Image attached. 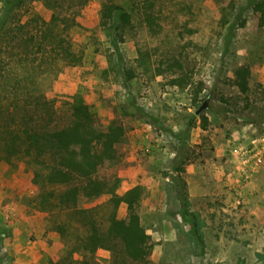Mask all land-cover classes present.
<instances>
[{
    "label": "rangeland",
    "instance_id": "1",
    "mask_svg": "<svg viewBox=\"0 0 264 264\" xmlns=\"http://www.w3.org/2000/svg\"><path fill=\"white\" fill-rule=\"evenodd\" d=\"M166 1L159 36L150 37L136 24L121 43L100 26L104 0H91L71 32L82 65L40 78L39 93L56 102L59 114L66 112L68 96L79 94L103 128L113 122L124 126L119 159L101 169L100 177L118 179L119 195L143 187L139 214L151 237L153 264H264V217L252 214L241 188L230 197L214 186L218 167L225 168L222 186L228 177L244 185L251 163L264 161V150L252 151V140L264 139V30L254 28L250 0L239 1L225 26L213 0L196 1L193 17L178 20V1ZM31 14L49 19L50 10L37 3ZM174 61L183 67L181 84L171 83L177 75L168 66ZM243 65L251 69L247 95L235 86V72ZM20 74L25 76L24 70ZM0 84L14 82L8 77ZM205 102L207 109L197 116ZM191 165L194 175L187 174ZM207 187L212 190L206 197L190 196V189ZM178 192L188 200V213ZM260 192L264 209V187ZM38 195L25 162H0V264H50L61 251V238L40 210ZM109 198L84 199L79 207L107 219ZM126 213L122 205L118 218ZM194 222L201 237L192 231ZM87 258L91 264H112L106 250Z\"/></svg>",
    "mask_w": 264,
    "mask_h": 264
},
{
    "label": "trees",
    "instance_id": "2",
    "mask_svg": "<svg viewBox=\"0 0 264 264\" xmlns=\"http://www.w3.org/2000/svg\"><path fill=\"white\" fill-rule=\"evenodd\" d=\"M165 1L104 0L100 26L121 43L136 24L143 26L150 37H157L164 28V10L169 3ZM177 1L176 19L179 15L191 19L193 4L198 0ZM213 1L221 24L227 25L240 0ZM37 3L50 10L49 19L31 16ZM90 3L91 0H1L0 82L10 77L14 84H0V162H25L32 183L39 187L40 210L49 214L63 245L50 264H91L87 256L99 250L111 252L112 264H153L151 237L139 214L143 187L136 186L119 195L118 179L100 177L101 169L119 159L118 145L126 136L124 126L113 122L103 128L79 94L68 96L67 110L59 114L56 102L39 93L36 84L47 74H60L82 65L83 54L74 50L71 32L80 26L79 18ZM249 7L254 28L264 30V0H250ZM238 19L245 26L241 15ZM169 65L168 70L177 75L171 83H183L182 64L174 61ZM22 70L25 76L20 74ZM250 79L249 66L236 70L235 86L241 94H249ZM25 80L34 84H22ZM60 115L66 117L64 123ZM200 119L206 129L208 119ZM107 196L111 207L107 219L96 215L94 209L79 207L81 200ZM178 200L188 213L185 194L178 192ZM122 205L127 213L120 219L117 213ZM192 231L201 237L197 222L192 223Z\"/></svg>",
    "mask_w": 264,
    "mask_h": 264
},
{
    "label": "crops",
    "instance_id": "3",
    "mask_svg": "<svg viewBox=\"0 0 264 264\" xmlns=\"http://www.w3.org/2000/svg\"><path fill=\"white\" fill-rule=\"evenodd\" d=\"M264 161H261L260 163H256L255 164V160L251 163L250 165V171H252L250 174V179L247 183L243 184L242 180L240 179H236V181H230V178L228 177V181L229 183H223L222 186V182L224 179V175H225V168L224 167H218L217 169H219L218 174L215 175V179L216 180V184L214 186H216L217 188L223 187L225 193H229L230 197L232 195V190H237L238 189H242L244 196H242L244 198V202L249 203L250 210L252 212V214L256 215V216H261L264 217V209H261V205H262V194H261V188L264 187ZM215 166V165H214ZM195 167L193 165H191L190 167H188L187 170V174L188 175H194L195 173ZM197 183L202 185L204 182H202V178L201 180H199V177H196ZM206 179V178H205ZM201 181V182H200ZM192 182L191 179L188 178V184L190 185ZM240 183V184H239ZM229 188H228V187ZM226 189V190H225ZM229 189V190H227ZM240 189V190H241ZM211 188H205V189H196L195 192H193L190 189V196H200V197H206L207 195L210 194L209 191H211ZM228 200H230L229 197H227ZM260 203V204H259ZM202 217L205 218V215L202 214ZM207 226L211 225V222L206 223Z\"/></svg>",
    "mask_w": 264,
    "mask_h": 264
},
{
    "label": "built area",
    "instance_id": "4",
    "mask_svg": "<svg viewBox=\"0 0 264 264\" xmlns=\"http://www.w3.org/2000/svg\"><path fill=\"white\" fill-rule=\"evenodd\" d=\"M252 149L253 152H256L257 155H260L264 150V139L255 138L252 140Z\"/></svg>",
    "mask_w": 264,
    "mask_h": 264
},
{
    "label": "water",
    "instance_id": "5",
    "mask_svg": "<svg viewBox=\"0 0 264 264\" xmlns=\"http://www.w3.org/2000/svg\"><path fill=\"white\" fill-rule=\"evenodd\" d=\"M207 109V102H205L197 111L196 115L199 116L201 115L205 110Z\"/></svg>",
    "mask_w": 264,
    "mask_h": 264
}]
</instances>
